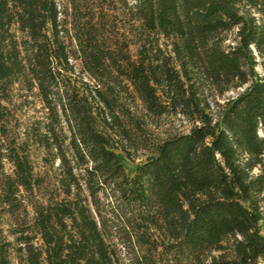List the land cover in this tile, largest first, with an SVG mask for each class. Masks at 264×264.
Wrapping results in <instances>:
<instances>
[{"label":"trees","instance_id":"trees-1","mask_svg":"<svg viewBox=\"0 0 264 264\" xmlns=\"http://www.w3.org/2000/svg\"><path fill=\"white\" fill-rule=\"evenodd\" d=\"M16 263L264 264V0H0Z\"/></svg>","mask_w":264,"mask_h":264},{"label":"rangeland","instance_id":"rangeland-1","mask_svg":"<svg viewBox=\"0 0 264 264\" xmlns=\"http://www.w3.org/2000/svg\"><path fill=\"white\" fill-rule=\"evenodd\" d=\"M85 78L87 77L85 76ZM238 92H240V89L231 90L227 92L225 96L233 97V96H236ZM39 106L40 105L36 103V107L38 108ZM24 112L26 113L27 119L28 117L33 115L32 114L33 111H31L29 106L28 107L25 106V108L23 109V113ZM157 123H158L157 125L149 124L150 136H156V137L162 136L168 132L186 131L189 128V123L186 121H183L179 117H172V116L163 117L160 120H158ZM131 153L134 155V159H133L134 162H130L129 160L126 161L130 169L132 168L131 164H137L143 159L145 150L139 149L137 150V152L135 151ZM2 168H4L5 171L10 172V173L14 170V167L8 162L4 164Z\"/></svg>","mask_w":264,"mask_h":264}]
</instances>
